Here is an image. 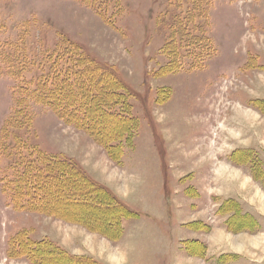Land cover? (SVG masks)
<instances>
[{
	"label": "rangeland",
	"instance_id": "obj_1",
	"mask_svg": "<svg viewBox=\"0 0 264 264\" xmlns=\"http://www.w3.org/2000/svg\"><path fill=\"white\" fill-rule=\"evenodd\" d=\"M185 2L0 0L2 43H20L28 58L40 59L62 38L76 42L80 67L106 76L87 78L94 93L113 92L101 108L135 118L115 128L113 117L97 121L93 113L89 123L108 137L105 147L123 150L122 165L108 158L101 133L31 98L29 126L13 127L17 82L0 60V138L11 133L4 143L11 149L14 133L21 139L13 162L0 155V264H264V0H212L206 34L217 51L200 69L190 68L183 48L167 53ZM41 152L79 159L85 187L73 189L82 210L73 219L55 201L63 199L57 179L43 176L59 177L62 166L51 171ZM17 159V173L29 162L40 169L29 171L41 176L33 210L15 208L3 191L5 180L15 181ZM87 171L130 208L119 212L118 229L107 210L112 200L89 185Z\"/></svg>",
	"mask_w": 264,
	"mask_h": 264
},
{
	"label": "trees",
	"instance_id": "obj_2",
	"mask_svg": "<svg viewBox=\"0 0 264 264\" xmlns=\"http://www.w3.org/2000/svg\"><path fill=\"white\" fill-rule=\"evenodd\" d=\"M80 1L84 2L85 5H91L94 3V0ZM212 5V0H186L185 3H180L178 5L180 12L174 16L175 18L171 26L170 47H168L167 53L175 57L180 55L181 48L185 49L182 55L191 61V69L203 68L206 61L215 55L217 51L213 40L207 35V31L211 27L209 12ZM202 20L204 25L199 24V21ZM65 40L66 39L63 38L60 39V41L56 44V47L50 52L42 53V57L40 59H38V57L28 58L27 54L24 53L26 49H24L20 43H2L0 40V60L6 65V71H8L11 77L17 82L15 89L13 90V94H15V96H13L16 120L13 127L18 128L22 126L24 127V125L29 126V123L32 120V114L26 104L29 102V98H31L36 102L39 101L40 103L48 105L60 119H64L70 123H79L81 128L85 127V124L87 123L88 126L86 130L90 132L91 135L95 136L96 134L101 133V135L97 137V140H100L99 143L105 147L107 146L109 140L107 139L108 137L103 135V130L99 131L96 128L99 131L98 132L95 128L91 129V124L89 125L90 121L93 122L91 120L93 113H95L97 121H101L102 119H105L106 121L108 119L107 116L113 117V125L115 128L118 126L123 127L124 124L122 122H125L128 119L129 123V121L132 122L135 118L128 116L125 117L122 116V114H117L111 111L106 112L101 108L102 104L110 101L109 97L113 94V92L102 88L100 91L103 92H99L97 90L96 93H94V89L91 88L92 82L90 79L87 80V78H94L100 83L102 81L100 77L105 79L106 76L101 74L99 79H97L98 76L96 77L95 75L97 67L95 66L83 65L80 67L79 60L81 57L80 54L82 53V47L74 41L66 43ZM76 66H78V70L75 68ZM27 73H33V75L29 78L25 77V74ZM67 74H69V78L66 76ZM82 98H84V101H82ZM95 103H97V106L94 105ZM97 121L94 122L95 127L97 126ZM107 122L109 123V120ZM117 130L119 131L120 128L115 131ZM2 133L3 134L0 138V155L6 157L10 161L12 160L13 162L16 148L21 144V139L18 140L19 137L17 133H14L13 142L15 145L14 148L11 149L9 146H5L4 144L8 141L11 133L3 130ZM109 135L113 136L115 135V132ZM106 139L108 141H106ZM7 147L8 151L6 152L5 149ZM105 148L108 155L115 160H118L123 152V150H120L118 146ZM41 154L44 159L47 158L46 160L49 162L48 164L51 171L54 165L58 166L59 164L62 166L59 177H57L58 174L52 175L50 171L46 174L44 173L43 176L45 175L47 180L51 177H55V179H57V187L59 188V192L62 195L61 198L63 199L60 200L58 197L59 200L57 201L55 199V201L59 204V208H61L64 213H66L65 211H70L72 213L71 218H75L82 210H80L81 207H79V205L73 202L74 198L72 199V196L74 192L77 191L76 189L73 190L75 186V188H78L79 191H82L83 187H85H82L81 181L77 179V173L83 172L82 169L71 158L59 159L53 155L45 154L44 152H41ZM37 155L38 154H36V157ZM32 160L34 159L32 158ZM17 164L20 165L19 159L11 165V168H14L15 181H10L8 179L5 180L6 183H2L3 191L5 192L8 190L11 192V198L15 208L20 207L27 210H33L39 204V196L41 195L42 190V186L39 184V178L41 176L39 174L29 173V171L40 169H38V166L36 165L35 168H33L29 162L26 166H24L25 171L17 173ZM27 175L29 177H27ZM83 178L85 181L86 178ZM0 180L4 181V179L1 178ZM87 180L89 181L90 186H99L101 192L106 196H109L112 200L113 205L107 207V210L111 208L112 211H114V213L111 214L112 223H114L112 224V227L118 229L119 225L116 224L115 219L118 221L119 216H121L119 213L120 211H126L123 212V214H127L130 212V208L121 202L113 194V192L104 185L100 183L98 185V182L95 183V180L91 179L90 176ZM79 182L80 184L78 185ZM118 206L121 210L116 209L119 208ZM69 207H71V210H69ZM88 207L89 210H94V208L90 206ZM97 207V209H99V207L101 208V214L106 213L104 212L106 209H102V205ZM68 216L70 217L71 215ZM110 218L111 217H107V220L109 221ZM108 226L109 225L106 224L103 227L108 230ZM10 247L11 250L9 253L12 254V251L14 252L12 239L9 240V248ZM50 247L51 250L48 253L49 255H54L56 252L55 247L53 244L52 246L50 245Z\"/></svg>",
	"mask_w": 264,
	"mask_h": 264
},
{
	"label": "crops",
	"instance_id": "obj_3",
	"mask_svg": "<svg viewBox=\"0 0 264 264\" xmlns=\"http://www.w3.org/2000/svg\"><path fill=\"white\" fill-rule=\"evenodd\" d=\"M60 154H63V153H60ZM65 154V153H64ZM112 162H114L116 165H122V159L120 160V158L118 159V160H115L114 158H111L110 156L108 157ZM73 159H75V161L78 163V164H80V162L78 161L79 159H77L76 157L74 158L73 157ZM86 170V169H85ZM87 173H89L88 171H87ZM89 175L91 176V178L93 179V180H95V181H97L98 180V178L97 177H95L94 175L92 176L90 173H89ZM100 183V182H99ZM100 184H102V183H100ZM102 185H104L105 187H107L110 191H112L113 192V194L116 196V197H118L117 195H118V193L117 192H114L115 190H113L111 187H109L107 184H102ZM124 203V202H123ZM125 204V203H124ZM59 244V243H58ZM93 259H95V260H97V261H103V259L102 258H99L98 256H96V255H93Z\"/></svg>",
	"mask_w": 264,
	"mask_h": 264
}]
</instances>
